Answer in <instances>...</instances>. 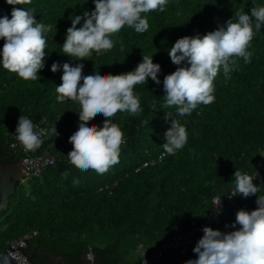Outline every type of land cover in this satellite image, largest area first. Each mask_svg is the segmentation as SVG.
I'll return each instance as SVG.
<instances>
[{
    "label": "trees",
    "instance_id": "obj_1",
    "mask_svg": "<svg viewBox=\"0 0 264 264\" xmlns=\"http://www.w3.org/2000/svg\"><path fill=\"white\" fill-rule=\"evenodd\" d=\"M262 4L264 0H255V5L253 0H168L163 11L144 13L149 23L146 31L125 25L113 33V47L93 49L89 58H81L83 71L93 70L96 63L105 72H125L143 54L154 52L162 81L178 66L167 52L178 37L205 34L232 15L236 18L239 11L250 12L252 6ZM15 7L32 8L37 19L52 25L46 33L50 54L37 80H25L0 66V164L19 161V152L9 145L20 114L34 122L46 120L48 134L39 151L48 147L55 161L39 177L26 180L28 185H16L6 210L0 213V253L8 241L28 233L26 252L35 264H47L49 257L60 258L63 264H133L176 231L200 224L212 208L213 197L235 189V168L254 175L253 182L260 184L259 192L264 194V172L256 167L264 155V27L254 29L249 62L238 57L227 76L221 68L214 78V101L198 104L191 113L180 115L177 106L163 104L162 83L149 77L144 85L136 84L143 111L118 110L108 117L121 127L125 140L118 162L100 173L81 167L68 155L74 144L69 133L79 125L82 103L56 99L63 70L49 68L53 61L77 62L62 52L61 44L71 25L70 16L91 10L94 0H30ZM12 8L0 0V16L11 18ZM3 43L0 38V46ZM154 102L163 109L154 110ZM169 112L186 126L187 143L160 162L142 167L164 152V132L171 121L164 114ZM104 119L97 112L89 121L101 125ZM54 125L58 134L52 130ZM74 175L79 176L78 182L73 181ZM257 195L245 197L220 225L211 227L232 230L236 211L257 207ZM131 251L138 253L135 260H130ZM177 254L183 255L180 261ZM177 254L170 252L161 264H182L198 255L192 248Z\"/></svg>",
    "mask_w": 264,
    "mask_h": 264
},
{
    "label": "clouds",
    "instance_id": "obj_2",
    "mask_svg": "<svg viewBox=\"0 0 264 264\" xmlns=\"http://www.w3.org/2000/svg\"><path fill=\"white\" fill-rule=\"evenodd\" d=\"M6 3L13 8L11 18L0 16V38L4 41L0 46V66L25 80H37L39 70L45 66V58L50 54L46 50V33L52 25L37 19L32 8L15 7L30 3V0H6ZM94 3L95 7L91 10L84 9L70 16L71 25L66 29L61 44L62 52L70 54L77 62L66 60L61 64L53 61L49 68L51 71L63 70L61 82L56 84V99H78L82 103V108L78 110L79 125L69 133L74 144L69 148L68 155L81 167L93 168L100 173L118 162L120 146L125 140L121 127L108 117L114 116L118 110L130 114L143 111L139 94L134 90L136 84L144 85L149 77L157 84L162 83L165 90L163 104L177 106L175 111L180 115L191 113L198 104L214 101V78L221 68L227 76L238 57L249 62L252 53L248 45L255 34L254 29L264 27L262 4L252 6L250 12L239 11L236 18L232 15L205 34L178 37L167 48L171 61L178 66L165 74L162 81L158 76L162 71L161 65L153 61L154 52L143 54L142 60L125 72H105L101 70V64L96 63L93 70L85 72L81 58H89L93 49L113 47V33L125 25L137 32L146 31L149 23L144 13L154 9L163 11L168 0H94ZM80 21L82 23L77 26ZM152 107L154 110L162 108L155 102ZM97 112L105 117L101 125L89 121ZM164 116L166 119L171 117V121L164 132V152L161 155L175 153L188 140L186 126L171 112ZM52 130L58 134L55 125ZM44 131L37 130L31 117L18 116L15 136L26 149L37 148L43 141ZM232 176L235 190L231 194L239 193L247 197L257 193V207L238 209L235 220L231 221L230 231L202 226L203 234L192 249L198 255L184 260L182 264H264V194L259 192L260 184L253 182L254 175L247 171L235 168ZM73 181L78 182L79 176L74 175ZM221 195L215 196L213 208L216 211L220 210ZM237 224L239 227H235Z\"/></svg>",
    "mask_w": 264,
    "mask_h": 264
},
{
    "label": "built area",
    "instance_id": "obj_3",
    "mask_svg": "<svg viewBox=\"0 0 264 264\" xmlns=\"http://www.w3.org/2000/svg\"><path fill=\"white\" fill-rule=\"evenodd\" d=\"M37 125V130L44 129V133H42L45 138L48 134V125L45 119H41L37 122H34ZM11 140H10V148L13 150H17L19 152L20 158L19 162L21 164V168L25 174V180L39 177L43 170L52 165L55 161V156L52 155L47 148H44L42 152L39 151V148L42 146V143L35 148L26 149L22 143L15 136V130L10 132ZM43 138V139H44ZM65 144V143H64ZM162 154V153H161ZM158 155L156 160L146 161L142 164V167L147 166L149 163L153 164L155 161L160 162L164 155ZM256 167L264 172V159L259 158L256 162ZM24 180V181H25ZM235 189H231L226 194L221 195V203L220 210L216 211L213 207H215V196L212 199V208L207 214L206 218L198 225L190 228L186 231H176V233L172 236V238L163 242L160 247H158L153 253L150 255L144 256L141 260L133 263V264H161L162 260L165 258L167 254L174 251L176 254L186 248H192L195 245L198 238L202 235V226H217L220 225L221 219L225 216L231 215L237 207L238 202L245 199V196L242 194L236 193L231 194ZM231 194V195H230ZM30 234H24L23 236L10 240L7 242L6 247L7 256L14 260L17 264H34L29 261L28 256L23 253L22 250L26 251L27 240L30 238ZM183 255L177 254V260L180 259Z\"/></svg>",
    "mask_w": 264,
    "mask_h": 264
},
{
    "label": "water",
    "instance_id": "obj_4",
    "mask_svg": "<svg viewBox=\"0 0 264 264\" xmlns=\"http://www.w3.org/2000/svg\"><path fill=\"white\" fill-rule=\"evenodd\" d=\"M24 180L25 174L19 161L14 164H0V213L6 210L10 197L15 193L16 185ZM7 250L5 247L0 253V264H17L7 256ZM22 251L28 256L29 261L35 264L34 259L25 250ZM47 264L63 263L60 258L56 260L49 257Z\"/></svg>",
    "mask_w": 264,
    "mask_h": 264
},
{
    "label": "rangeland",
    "instance_id": "obj_5",
    "mask_svg": "<svg viewBox=\"0 0 264 264\" xmlns=\"http://www.w3.org/2000/svg\"><path fill=\"white\" fill-rule=\"evenodd\" d=\"M262 159H264V155L262 156ZM20 184H22V186H26V185H28V181L25 180L24 182H20ZM131 253H132V255L130 256V260H135V258L137 257L136 255L138 253H134L133 251H131Z\"/></svg>",
    "mask_w": 264,
    "mask_h": 264
},
{
    "label": "crops",
    "instance_id": "obj_6",
    "mask_svg": "<svg viewBox=\"0 0 264 264\" xmlns=\"http://www.w3.org/2000/svg\"><path fill=\"white\" fill-rule=\"evenodd\" d=\"M57 259H58V258H57ZM57 259H56V260H57ZM87 259L91 261V256L88 255V256H87ZM61 261H62V260H61Z\"/></svg>",
    "mask_w": 264,
    "mask_h": 264
}]
</instances>
